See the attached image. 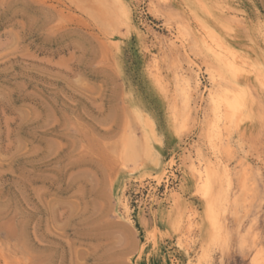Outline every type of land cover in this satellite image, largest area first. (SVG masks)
I'll list each match as a JSON object with an SVG mask.
<instances>
[{
    "label": "rangeland",
    "instance_id": "1",
    "mask_svg": "<svg viewBox=\"0 0 264 264\" xmlns=\"http://www.w3.org/2000/svg\"><path fill=\"white\" fill-rule=\"evenodd\" d=\"M191 9L264 68V0H0V264H251L253 236L264 245V88L246 81L251 118L213 149ZM149 130L158 165L127 161L123 143L141 148ZM197 154L224 162L235 200L204 257V235L173 226L182 203L202 217Z\"/></svg>",
    "mask_w": 264,
    "mask_h": 264
},
{
    "label": "bare ground",
    "instance_id": "2",
    "mask_svg": "<svg viewBox=\"0 0 264 264\" xmlns=\"http://www.w3.org/2000/svg\"><path fill=\"white\" fill-rule=\"evenodd\" d=\"M161 1H166V0H161ZM194 9H191V12L193 13L194 18L199 23V30H200L199 33L200 34L194 38L193 47L194 49H196L197 52L201 53L202 55L204 54L206 61L210 63L209 68H210V77L212 81V90H210L208 93V102H209V107H210V112H211L210 128L208 127V129H210V133H211L210 137L212 139H215L214 141L215 143H213V146H212L213 149L218 147V150H219L228 141V140H224V138L225 139L227 138L231 125L234 122V120L237 118H241V117H243L246 120H249L251 118V114L249 112L250 111V108H249L250 93H249L248 83L246 81L249 79L251 80L253 79L254 82H256L258 85L264 88V68L261 64L257 63L256 61L251 60L249 57L240 55L236 50L229 47L224 42V40L221 38V36L217 33L215 28L212 25L208 24L207 22L203 21L198 16V14L196 13ZM123 13L125 14L126 12H123ZM126 16L128 17V15ZM127 17L125 19H127ZM182 27L184 30L183 37H189L190 31L187 30L186 27L184 26ZM262 27L263 26H261V28ZM175 43H178L180 47L183 48L185 41L176 36L174 37L173 42H171V46H175L176 45ZM245 64L248 65V69L245 68ZM175 74H176L175 85L177 88L176 95L181 99L182 108L185 113V111L189 109V102H190L189 99H190V91H191L190 79L187 78V75L185 72H180V73H175ZM242 74L246 76V78H245V81L241 83L239 81L240 80L239 76ZM194 86L195 87L197 86V80L195 81ZM247 128H248V125H247ZM143 137L142 138L144 139L143 140L144 143L142 144L141 148L138 147L139 145L138 146L137 144L135 145V143L133 142L134 140L130 141L129 139V142L123 143L124 144L123 150H122L124 153L123 155L125 156V159H127V161L132 162V163H136L138 159H144V161L148 162L149 164L151 163L157 166L158 157H156L152 153L151 146H150V140L152 139V137H154L153 131L149 130V132L148 131L145 132ZM130 138H132V136ZM163 166L164 165L162 164V167ZM129 168L132 169L133 167L132 168L129 167ZM120 169H121V166H120ZM189 170L195 177L196 192L199 194L203 202V214H202V217L200 218V221L198 220L196 221V216H197L196 210L192 208L189 209L185 204L182 203L183 211L181 212V214H178V217H176L173 223V226L178 227L181 224L185 223L187 231L194 229V228L198 229L199 234L204 235L202 237L203 244L200 245L201 256L204 257L205 251L202 248L205 246V244L208 247L209 245H215L217 242H220L221 235L227 230L226 229L227 227L224 223V219L222 217V213L224 212V208L227 207V204H231V205L235 204V200L232 198L231 199L229 198V196L227 195V189L225 188L226 186L230 184V180H229L230 171L228 170L227 166L224 165V162L218 156H215L213 161L210 159L205 161L204 158L200 154H197L196 159L190 162ZM136 171L137 170H135V172ZM158 183L160 184V182ZM224 183L227 185L224 186L225 185ZM175 198L179 199V196L174 197L173 199L174 201H175ZM255 239L256 238L254 235L253 240L251 242V246L253 248V256L251 259V264H264V245L262 243H256Z\"/></svg>",
    "mask_w": 264,
    "mask_h": 264
}]
</instances>
